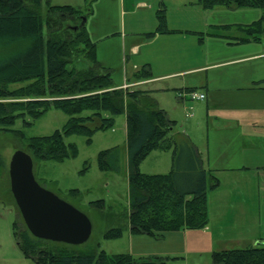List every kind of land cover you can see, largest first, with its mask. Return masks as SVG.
<instances>
[{
    "label": "trees",
    "instance_id": "obj_1",
    "mask_svg": "<svg viewBox=\"0 0 264 264\" xmlns=\"http://www.w3.org/2000/svg\"><path fill=\"white\" fill-rule=\"evenodd\" d=\"M92 1L85 0L81 8L54 6L49 0H0V131L21 136V130L12 128L17 120L28 126V119H37L50 109L60 110L68 116L63 128L28 138L25 152L33 161H62L77 155L76 147L65 144L64 137L83 135L89 141L95 132L112 129L115 117L124 114L130 232L159 238L166 232L204 228L208 223L206 191L217 185V179L208 176L198 151L184 134L176 140L175 122L148 92L113 86L109 69L96 58L95 42L84 25L80 26ZM196 4L205 10L216 6L257 8L264 15V0H197ZM157 20V32H168L164 10L157 12ZM263 22L264 16L248 25L221 26L223 35L217 36L230 44L256 41ZM230 28L237 30L238 38L225 33ZM212 30L204 34L215 35ZM77 62L88 66L76 69ZM149 78L147 67L133 74L134 81ZM11 85L22 86L11 89ZM154 150L173 153L168 173L149 175L140 171L141 161ZM119 160V148L103 150L98 155V168L118 173ZM67 194L73 199L79 195L76 189ZM88 205L102 208L100 201ZM13 234L22 255L35 264H165L159 258L137 260L129 254L109 255L96 247L73 251L68 247L71 245L34 238L26 227H17ZM120 236L121 228L103 234L105 239ZM211 264H264V243L214 252Z\"/></svg>",
    "mask_w": 264,
    "mask_h": 264
},
{
    "label": "crops",
    "instance_id": "obj_2",
    "mask_svg": "<svg viewBox=\"0 0 264 264\" xmlns=\"http://www.w3.org/2000/svg\"><path fill=\"white\" fill-rule=\"evenodd\" d=\"M196 2L114 0L122 20L120 30L110 38L115 51L123 52V70L122 79L113 86H149L140 91L148 92L175 125L186 121L182 112L196 104L194 109L204 112V134H199L203 140L191 135V119L182 131L174 129L173 135L181 140L184 134L198 151L208 176L217 179V185L206 191L208 223L204 228L166 232L158 240L132 234L127 228L128 252L137 260L211 264L212 253L254 247L264 234V22L256 41L230 44L217 36L222 34L221 26L248 25L264 15L257 8L205 10ZM84 5L85 0L83 6L74 7ZM160 10L165 13L166 33L157 32ZM210 28L215 35L204 34ZM225 33L239 36L235 28ZM87 34L91 39V33ZM98 62L108 69L104 60ZM142 67L149 69L151 78L136 83L133 74ZM181 90H194L204 97L180 101L177 93ZM125 161L127 173V154ZM132 235L141 237L135 238V248ZM149 240L161 241V246L142 244Z\"/></svg>",
    "mask_w": 264,
    "mask_h": 264
},
{
    "label": "rangeland",
    "instance_id": "obj_3",
    "mask_svg": "<svg viewBox=\"0 0 264 264\" xmlns=\"http://www.w3.org/2000/svg\"><path fill=\"white\" fill-rule=\"evenodd\" d=\"M83 3L84 0H49L50 5L58 6H83ZM114 5V0H93L90 6L91 13L86 17L84 30L91 33L92 41H98L96 43V58L98 57L97 60H104L110 71L112 82L116 83L122 79L123 52L115 51L113 41L110 38L113 31L120 30L122 20V15L116 11ZM75 66L76 69H85L88 64L77 62ZM20 86L22 85H11L10 88L14 89ZM148 87L142 84H134L133 87L129 88V85L126 84V88H133L134 90H146ZM191 105L193 106V104ZM194 108L182 112L183 119L186 121L176 122L174 129L182 131L183 125L191 119L193 129L191 135L197 141H202L200 135L204 134L202 129L205 119L204 112ZM188 113L190 114L188 115ZM67 119L68 116L64 112L50 109L37 119H28L30 122L28 126H23L22 122L17 120L12 128L21 130V136L16 137L0 131V264H35L32 259L22 255L13 234L17 227L23 229L25 225L10 193L8 177L10 157L16 150H26L25 145L28 138L46 136L56 130L60 131ZM64 142L74 145L77 149V155L62 161L35 160L33 161V174L41 187L77 208L91 222L92 231L89 239L84 244L68 247L79 252L96 247L97 250H103L109 255L129 254L125 115L116 116L112 129L95 132L89 141L86 136L73 134L64 137ZM114 147L119 148L121 171L118 173L109 170L101 171L97 162L99 153ZM200 149H202V145H200ZM171 164L170 151L154 150L141 161L139 168L144 174H164L169 171ZM71 189L78 191L77 198L69 197L67 192ZM97 201L102 202L101 209L88 205L89 202ZM111 228H121V236L105 239L103 237L104 232ZM132 236H135L132 237L133 246L135 238L141 237ZM148 242L142 244L149 245V247L161 246V241L156 242V244L151 240ZM52 246L62 247L63 245L52 244ZM133 258L137 257L133 256ZM175 262L169 261L168 264H175Z\"/></svg>",
    "mask_w": 264,
    "mask_h": 264
},
{
    "label": "water",
    "instance_id": "obj_4",
    "mask_svg": "<svg viewBox=\"0 0 264 264\" xmlns=\"http://www.w3.org/2000/svg\"><path fill=\"white\" fill-rule=\"evenodd\" d=\"M83 18L80 26L85 24ZM10 193L27 231L36 239L71 246L90 237V220L77 208L41 187L33 174V160L16 150L8 164Z\"/></svg>",
    "mask_w": 264,
    "mask_h": 264
},
{
    "label": "built area",
    "instance_id": "obj_5",
    "mask_svg": "<svg viewBox=\"0 0 264 264\" xmlns=\"http://www.w3.org/2000/svg\"><path fill=\"white\" fill-rule=\"evenodd\" d=\"M204 97V94L198 93L194 90H181L177 93V98L180 101H192V100H200ZM190 113H188L189 115ZM260 243H264V234L259 239Z\"/></svg>",
    "mask_w": 264,
    "mask_h": 264
}]
</instances>
